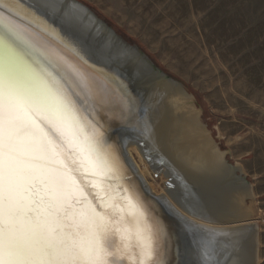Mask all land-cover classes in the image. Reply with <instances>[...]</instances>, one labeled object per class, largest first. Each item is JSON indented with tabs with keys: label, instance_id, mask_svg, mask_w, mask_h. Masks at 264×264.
I'll use <instances>...</instances> for the list:
<instances>
[{
	"label": "bare ground",
	"instance_id": "6f19581e",
	"mask_svg": "<svg viewBox=\"0 0 264 264\" xmlns=\"http://www.w3.org/2000/svg\"><path fill=\"white\" fill-rule=\"evenodd\" d=\"M0 22L15 27L35 74L52 72L71 90L75 68L87 74L94 94L107 89L123 97V106L113 97L98 108L96 119L123 176L136 173L130 182H119L116 194L130 189L148 217L162 226L163 264H258V228L244 224L253 214L245 203L253 199L251 186L236 176L242 172L239 165L225 162L191 95L153 72L134 47L70 0H0ZM114 125H129L144 146L128 142L121 151V137L109 132ZM149 153L154 154L150 161ZM148 167L166 178L162 192L146 182Z\"/></svg>",
	"mask_w": 264,
	"mask_h": 264
},
{
	"label": "snow or ice",
	"instance_id": "6c2138e0",
	"mask_svg": "<svg viewBox=\"0 0 264 264\" xmlns=\"http://www.w3.org/2000/svg\"><path fill=\"white\" fill-rule=\"evenodd\" d=\"M2 27L14 56L15 27ZM73 75L70 90L52 72L0 67V264H163L162 226L130 189L116 194L122 168L96 119L124 99Z\"/></svg>",
	"mask_w": 264,
	"mask_h": 264
},
{
	"label": "rangeland",
	"instance_id": "374dc122",
	"mask_svg": "<svg viewBox=\"0 0 264 264\" xmlns=\"http://www.w3.org/2000/svg\"><path fill=\"white\" fill-rule=\"evenodd\" d=\"M75 1L191 95L225 162L239 165L236 176L251 186L245 203L253 214L244 224L258 228L264 264V0ZM148 170L146 182L166 189V178Z\"/></svg>",
	"mask_w": 264,
	"mask_h": 264
},
{
	"label": "water",
	"instance_id": "95a60500",
	"mask_svg": "<svg viewBox=\"0 0 264 264\" xmlns=\"http://www.w3.org/2000/svg\"><path fill=\"white\" fill-rule=\"evenodd\" d=\"M72 2L77 3L78 5L84 7L85 9H87L92 15H94V17L98 20L101 21L106 28L112 33L114 34L118 39L124 41L118 34L115 33V31L110 28L103 20L99 19L94 12H92L90 9H88L87 7H85L84 5H82L81 3L75 1V0H70ZM4 33V28L2 27V24L0 22V35H3ZM13 42L15 45V55L14 56H10L3 43L0 42V67H3L6 63L11 64V66L13 67L16 75L22 79V80H27V79H33L35 78V72H34V67H32L31 62V57L29 56L30 54L26 53L25 50H23V48L19 45L18 42H20L16 37L13 38ZM125 42V41H124ZM126 44H128L127 42H125ZM135 48V50L138 52L139 56L142 57V59H144V61L147 63V66H149L151 68V70L153 72L159 73L163 76H165L168 80L177 83L179 85H181L180 83L176 82L175 80L169 78L165 73H163L162 71H160L158 68H156L154 66V64L148 59V57L142 53V51L140 49H138L137 46H133ZM22 53H25V55H21ZM182 86V85H181ZM144 116V114H143ZM109 132L113 133V136H120L121 137V141H122V147H120L121 151H126V145L128 142H135L138 143V145L142 148L144 146V141H138V138L136 137V135L134 134L135 131H133L129 125H114L112 127L109 128ZM139 140H143L140 139ZM146 154V153H145ZM149 156H147V160L150 161L151 157L154 156V154H148ZM160 164H163L162 162H160ZM136 173H130L127 175H124V179L122 180L123 182H130L134 177H135ZM243 180L246 184L249 185V183L245 180V178L243 177ZM168 187H170V185L168 184ZM189 230H187L186 233H188ZM190 232V231H189ZM192 235L196 234L197 238H202V235L199 233H195L194 231H191ZM197 241V240H196Z\"/></svg>",
	"mask_w": 264,
	"mask_h": 264
}]
</instances>
